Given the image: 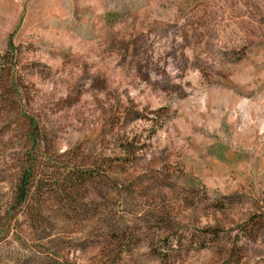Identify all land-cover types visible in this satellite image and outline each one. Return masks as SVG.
<instances>
[{
  "label": "rangeland",
  "instance_id": "1",
  "mask_svg": "<svg viewBox=\"0 0 264 264\" xmlns=\"http://www.w3.org/2000/svg\"><path fill=\"white\" fill-rule=\"evenodd\" d=\"M0 264H264V0H0Z\"/></svg>",
  "mask_w": 264,
  "mask_h": 264
},
{
  "label": "trees",
  "instance_id": "2",
  "mask_svg": "<svg viewBox=\"0 0 264 264\" xmlns=\"http://www.w3.org/2000/svg\"><path fill=\"white\" fill-rule=\"evenodd\" d=\"M28 178H29V176H28V175H25L24 180H23V183H22V186H21V192H22V194H21V199H23V197H24L23 192L25 191V189H24L23 186H26V185H27V183H28Z\"/></svg>",
  "mask_w": 264,
  "mask_h": 264
}]
</instances>
